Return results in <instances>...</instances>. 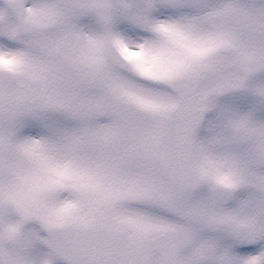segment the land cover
Instances as JSON below:
<instances>
[{
    "label": "snow or ice",
    "instance_id": "snow-or-ice-1",
    "mask_svg": "<svg viewBox=\"0 0 264 264\" xmlns=\"http://www.w3.org/2000/svg\"><path fill=\"white\" fill-rule=\"evenodd\" d=\"M0 264H264V0H0Z\"/></svg>",
    "mask_w": 264,
    "mask_h": 264
}]
</instances>
